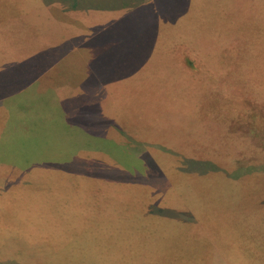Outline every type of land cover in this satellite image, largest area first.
<instances>
[{
  "label": "rangeland",
  "instance_id": "obj_1",
  "mask_svg": "<svg viewBox=\"0 0 264 264\" xmlns=\"http://www.w3.org/2000/svg\"><path fill=\"white\" fill-rule=\"evenodd\" d=\"M41 1L0 0V17L18 10L39 15L34 6ZM93 1L111 7L107 16L119 51L114 66L108 63L113 72L100 107L158 143L140 146L134 155L137 148H127L131 142L122 137L126 130L118 129L116 141L113 129H98L101 152L82 154L105 175L134 177L126 186L130 192L109 179L99 187L81 182L72 167H42L51 154L42 142L37 154L28 151L33 162L26 173L0 165V264H71L63 258L69 244H43L46 251L36 258L39 246L28 239L39 221L68 213L67 205H91L96 213L91 222L77 219L70 227L84 242L70 246L99 243L93 238L133 243L125 264H264V0H143L129 10L126 0ZM13 160L28 164L20 156ZM148 190L164 206L159 210L181 223L137 224L140 213L126 214L144 204ZM106 223L110 231L104 233ZM119 227L123 233L115 235L112 229Z\"/></svg>",
  "mask_w": 264,
  "mask_h": 264
},
{
  "label": "crops",
  "instance_id": "obj_2",
  "mask_svg": "<svg viewBox=\"0 0 264 264\" xmlns=\"http://www.w3.org/2000/svg\"><path fill=\"white\" fill-rule=\"evenodd\" d=\"M141 1L143 0H126L129 7L125 9L129 10L134 3ZM55 5L61 6V10ZM34 9H40L42 13L29 17L18 10L13 16L0 17V109L5 115L0 118L3 124L0 126V165L26 173L33 162L28 151L32 149L37 154V143L42 142L51 148L48 160L39 162L42 167L53 170L72 167L76 173L74 178L81 182L99 187L104 179H109L115 186H122L126 189L125 192H130L131 189L126 186L129 179L134 177L128 179L127 176L118 175L127 174L122 171L105 175L90 157H81L86 152H101L102 138L98 129L101 134L113 129L116 141H120L118 137H121L117 133L118 129L126 130L122 137L133 145L130 144L127 148H137V152L132 151L134 155L138 154L140 146L155 147L158 143L156 138L140 136L133 127L118 124V115L100 107L101 99L108 93V87L103 84L110 82L108 77L112 76L111 67L119 52L114 49L110 26L112 20L107 16L111 7H104L101 2L93 0H43ZM97 16V22L91 24ZM30 23L33 28L29 26ZM90 25L95 26L94 31ZM91 38L92 45H88ZM108 63H112V66ZM102 66L105 67L103 80L99 75ZM115 80L116 78H111L112 83ZM85 92L88 96H84ZM85 97L86 100L81 101ZM136 117L141 123L142 117ZM86 128L87 133L84 131ZM95 138L97 141L93 143ZM13 139L17 142H12ZM19 141H25L29 145L22 148ZM103 153L107 154L108 151L104 148ZM13 156H20L28 164L17 165ZM115 162L118 163L117 160ZM116 163L115 166L123 168V165L121 167ZM33 172L35 171L31 170L29 174L33 175ZM147 192L144 204L135 212L126 214L140 213L143 219L135 221L137 224L148 225L149 220L181 223L180 219L164 215L163 210L160 211L164 206L161 207L160 201H152L149 190ZM126 208L127 211H133L132 207ZM63 209V212L68 213L61 215L59 219L39 221L36 229L31 233L27 232L32 234L28 239L35 240L32 244L39 246L36 258L46 251L43 244H69V253L63 254V258L71 264H125V257L132 251L133 243L127 247V244H112V240L93 238L90 242L99 243L92 246H70L84 243L73 237L75 233L70 227H76L77 219L80 222H91L96 213L92 212L94 209L91 205L83 208L67 205ZM172 211L180 214L177 212L179 208ZM14 219L16 223H20V214L16 213ZM129 223L133 224V221L126 224ZM58 224L67 225L70 231L58 229ZM29 226H34V223L30 222ZM123 229L119 227L112 230L116 235L123 233ZM103 230L104 233L110 231L109 223H106ZM47 235H51L53 240L45 241ZM111 236L114 235L105 237ZM31 247L34 249V246L30 245ZM49 253H52V248L48 250V255ZM13 264L21 263L14 260Z\"/></svg>",
  "mask_w": 264,
  "mask_h": 264
},
{
  "label": "trees",
  "instance_id": "obj_3",
  "mask_svg": "<svg viewBox=\"0 0 264 264\" xmlns=\"http://www.w3.org/2000/svg\"><path fill=\"white\" fill-rule=\"evenodd\" d=\"M214 170L212 166H208V171ZM207 171V170H206Z\"/></svg>",
  "mask_w": 264,
  "mask_h": 264
}]
</instances>
